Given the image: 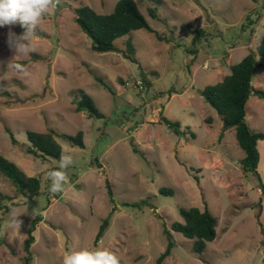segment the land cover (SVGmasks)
Instances as JSON below:
<instances>
[{"label":"rangeland","instance_id":"rangeland-1","mask_svg":"<svg viewBox=\"0 0 264 264\" xmlns=\"http://www.w3.org/2000/svg\"><path fill=\"white\" fill-rule=\"evenodd\" d=\"M117 1L60 0L29 37L27 55L14 56L9 46L26 29L0 27V93L9 94L0 96V155L41 185L39 195L26 200L0 175V264H23L35 214L42 220L30 247L32 264H62L66 252L84 248H106L120 264H156L167 246L165 229L174 246L161 264H264V193L256 177L241 170L234 129L218 140L221 121L200 95L256 51L264 36V0H134L154 31L131 32L135 62L92 51L75 21L79 4L109 14ZM123 40L115 41L120 49ZM10 60L30 75L7 70ZM251 84L264 90V57L257 56ZM80 90L102 118L76 111L71 99ZM161 116L178 122L179 133L160 123ZM245 118L253 131H264V100L250 96ZM48 129L69 136L81 131L84 141L81 149L56 137L62 154L73 158L56 194L48 190L47 174L59 170V160L34 158L19 146L27 143L26 131ZM257 149L264 181V141ZM140 200L148 205H133ZM204 204L216 218V237L197 255L193 240L170 226L181 221L179 208L202 210ZM13 214L23 221L18 232L6 224ZM103 220L108 225L94 244Z\"/></svg>","mask_w":264,"mask_h":264},{"label":"trees","instance_id":"trees-1","mask_svg":"<svg viewBox=\"0 0 264 264\" xmlns=\"http://www.w3.org/2000/svg\"><path fill=\"white\" fill-rule=\"evenodd\" d=\"M75 21L85 36L90 40V48L97 53L115 52L122 53L125 58L132 59L135 62V48L132 45L130 34L139 29H145L154 33L147 23L145 17L140 12L138 5L134 0H118L114 9L109 14H100L95 12L91 7L79 4L74 8ZM149 15L155 17L152 10ZM201 31H196L192 43L200 35ZM123 40V48L116 46L115 41ZM158 38V36H157ZM195 54V51L190 50ZM257 56L264 57V36H262L256 51L250 50L238 63L230 67V73L213 84L205 86L200 95L205 103L212 107L221 121V132L218 140L221 139L223 132L227 129H234L236 141L243 152V157L239 164L245 174H251L259 182L261 193H264V181L257 170L259 163V151L257 143L264 141V131H253L246 121V103L250 96H255L264 100V90L254 88L251 80L257 66ZM95 80L111 92V88L99 77L94 76ZM1 95H9L7 92ZM76 111L84 112L89 118L100 119L103 114L93 104L89 94L80 90L78 95L71 99ZM160 123L165 124L178 134L179 123L172 122L161 116ZM4 131L9 135L12 145H18L12 132L8 127ZM26 144L19 145L25 154L43 161L48 158L60 160L62 148L57 142L56 137H61L72 147L84 148L83 133L79 131L75 136L60 135L52 129L46 132L26 131ZM193 136V134H191ZM134 152H137L133 148ZM0 175L8 179L16 193L26 200H32L40 193V180L34 176H26L14 163L0 155ZM107 195L111 197V188L105 180ZM161 194H171V191L160 189ZM139 208L147 206L146 200H140L133 204ZM181 221L173 222L170 226L171 231L181 234L189 240H193V252L200 255L206 247V243L213 241L216 237V218L204 204L202 210L197 207L179 208ZM42 220V215L35 214L28 228L27 237L23 243L25 255L22 258L23 264H32V254L30 247L35 240L34 232L37 224ZM108 225V220H103L96 234L94 244L102 236L103 231ZM167 246L163 253L156 259V264L170 255L174 246L172 235L169 230L165 229Z\"/></svg>","mask_w":264,"mask_h":264},{"label":"clouds","instance_id":"clouds-1","mask_svg":"<svg viewBox=\"0 0 264 264\" xmlns=\"http://www.w3.org/2000/svg\"><path fill=\"white\" fill-rule=\"evenodd\" d=\"M60 0H0V27L19 23L26 31L15 40L10 42V48L14 49L15 55H27L31 50L29 37L35 32L45 15L55 12ZM14 35V34H10ZM27 41V43H25ZM11 69L17 73L29 76V70L24 65L7 62V70ZM73 163L69 154H61L59 170L48 172L51 181L49 192L52 194L63 191V185L68 181L66 170ZM7 227L19 231L23 221L15 214L6 222ZM62 264H120L119 258L106 248H87L66 252Z\"/></svg>","mask_w":264,"mask_h":264}]
</instances>
